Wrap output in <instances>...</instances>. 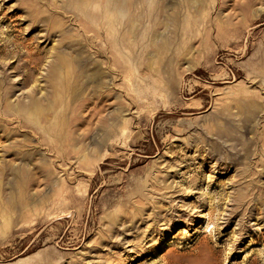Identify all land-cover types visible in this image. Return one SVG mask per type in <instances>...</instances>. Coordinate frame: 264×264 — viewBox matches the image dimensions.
Wrapping results in <instances>:
<instances>
[{
  "label": "rangeland",
  "instance_id": "rangeland-1",
  "mask_svg": "<svg viewBox=\"0 0 264 264\" xmlns=\"http://www.w3.org/2000/svg\"><path fill=\"white\" fill-rule=\"evenodd\" d=\"M69 4L0 0V264H264V0Z\"/></svg>",
  "mask_w": 264,
  "mask_h": 264
},
{
  "label": "bare ground",
  "instance_id": "bare-ground-1",
  "mask_svg": "<svg viewBox=\"0 0 264 264\" xmlns=\"http://www.w3.org/2000/svg\"><path fill=\"white\" fill-rule=\"evenodd\" d=\"M92 1L97 7L86 6L87 2ZM152 1L154 0H71L70 7H65V10L73 14L71 22L77 34L88 37L87 40L92 38L97 50L103 49L104 42L107 48L114 49L118 44L123 43L121 41L128 44L139 35L137 25L143 23L145 17L154 15L148 8V4ZM109 13H113L112 19H105ZM120 15L124 17L120 19L118 17ZM66 45L74 46L69 41H66ZM57 53L63 52L59 50ZM65 63L64 58L57 56L52 66L60 67Z\"/></svg>",
  "mask_w": 264,
  "mask_h": 264
}]
</instances>
